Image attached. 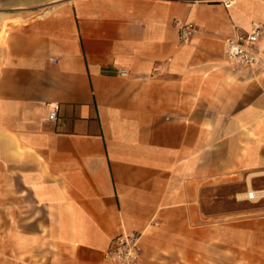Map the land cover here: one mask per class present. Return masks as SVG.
<instances>
[{"label":"crops","instance_id":"obj_1","mask_svg":"<svg viewBox=\"0 0 264 264\" xmlns=\"http://www.w3.org/2000/svg\"><path fill=\"white\" fill-rule=\"evenodd\" d=\"M253 22L257 65H232L225 40ZM249 188L264 190V0H0V264H116L127 232L133 264H233L234 241L264 264Z\"/></svg>","mask_w":264,"mask_h":264},{"label":"built area","instance_id":"obj_2","mask_svg":"<svg viewBox=\"0 0 264 264\" xmlns=\"http://www.w3.org/2000/svg\"><path fill=\"white\" fill-rule=\"evenodd\" d=\"M228 3V1H224ZM193 30L191 22L184 21L178 25V39L185 43ZM262 33L259 23L253 22L247 29H239L232 36L228 37L224 43V55L226 60L235 66L255 67L258 62L257 43ZM121 75H125L124 69L120 70ZM58 105L52 104L48 113V118L56 119ZM140 234L135 232L120 233L112 240L109 249L105 253V258L116 264H133L139 255Z\"/></svg>","mask_w":264,"mask_h":264},{"label":"rangeland","instance_id":"obj_3","mask_svg":"<svg viewBox=\"0 0 264 264\" xmlns=\"http://www.w3.org/2000/svg\"><path fill=\"white\" fill-rule=\"evenodd\" d=\"M252 199H256V198H252ZM239 248H240V242L234 241L233 242V250H234L233 264H246L247 259L242 258L241 252H236V250H238Z\"/></svg>","mask_w":264,"mask_h":264},{"label":"bare ground","instance_id":"obj_4","mask_svg":"<svg viewBox=\"0 0 264 264\" xmlns=\"http://www.w3.org/2000/svg\"><path fill=\"white\" fill-rule=\"evenodd\" d=\"M264 194V190L262 191H254L253 189L249 188V190L247 191V193L243 194L241 196H246V197H250V198H257V196L259 197L260 195Z\"/></svg>","mask_w":264,"mask_h":264}]
</instances>
